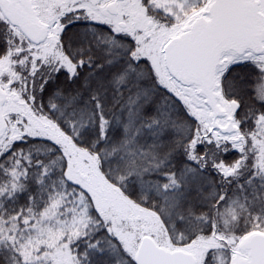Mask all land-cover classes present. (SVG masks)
Instances as JSON below:
<instances>
[{
	"label": "snow or ice",
	"instance_id": "1",
	"mask_svg": "<svg viewBox=\"0 0 264 264\" xmlns=\"http://www.w3.org/2000/svg\"><path fill=\"white\" fill-rule=\"evenodd\" d=\"M0 264H264V0H0Z\"/></svg>",
	"mask_w": 264,
	"mask_h": 264
}]
</instances>
